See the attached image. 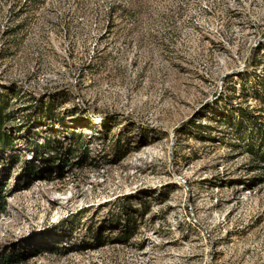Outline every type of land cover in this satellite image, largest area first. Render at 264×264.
<instances>
[{
    "label": "rangeland",
    "instance_id": "rangeland-1",
    "mask_svg": "<svg viewBox=\"0 0 264 264\" xmlns=\"http://www.w3.org/2000/svg\"><path fill=\"white\" fill-rule=\"evenodd\" d=\"M113 1L25 13L24 0H0V83L22 92L14 107L54 97L60 114L79 112L58 136L16 133L18 161L0 152V246H31L27 264H264V171L219 116L258 105L232 88L264 42V0H144L107 28ZM55 136L64 153L24 174L27 143Z\"/></svg>",
    "mask_w": 264,
    "mask_h": 264
},
{
    "label": "trees",
    "instance_id": "trees-1",
    "mask_svg": "<svg viewBox=\"0 0 264 264\" xmlns=\"http://www.w3.org/2000/svg\"><path fill=\"white\" fill-rule=\"evenodd\" d=\"M24 1L25 3L21 9H24L25 13H27L33 7H38L41 0ZM144 9V0H114L109 6L107 28L114 27V18L117 15H120V17H133ZM239 77L241 80L239 89L238 85L235 84L232 88L233 99L239 98L237 94L240 91L242 100H245L244 103L253 100L258 105L255 109H252L250 106L244 107L243 103H238L236 106L233 102H229L224 107L225 112L220 113L219 116L222 117L220 118L222 119L221 123L228 129L226 132H228L227 134L232 141L230 145L232 147H245L246 145L247 153L251 155L253 163H256L253 169L264 171V42L258 46L246 70ZM39 97L31 96L26 99L25 106L15 108V103L23 99L22 92L17 89V84L15 83H0V152L12 153V159L15 161H18L19 158L16 154V133L21 135L25 130L45 127L55 134L63 131L62 129H68V119H74L73 117L79 113L78 109H74L72 112L67 111L60 114L58 109L60 108L59 105L62 104L61 100H55L54 97L44 100ZM17 121H19V124H17ZM76 121L77 129H87L92 132L96 130L92 126L82 124L84 122L82 118L76 119ZM55 135L58 136L57 134ZM56 136L53 139L46 138L44 144L40 146L34 143H27V146L34 153L33 159L31 161L26 160L24 163V174L36 175L37 171H39L36 162L39 159L44 160L45 154L53 153L58 157L64 153L65 147ZM40 151L42 154H39ZM13 153H15V156H13ZM1 161L5 163L6 157L1 156ZM47 161L45 159V162ZM3 185V179L0 178V215L5 212ZM64 224L62 223V225ZM129 233L126 229L125 233L121 234L123 240L127 241L130 238ZM93 235H95L97 244L107 243L100 231ZM31 249V246H26L23 241L4 244L0 246V264H27L30 259L29 251Z\"/></svg>",
    "mask_w": 264,
    "mask_h": 264
}]
</instances>
